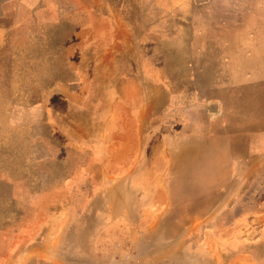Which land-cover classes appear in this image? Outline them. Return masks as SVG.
<instances>
[{
    "label": "rangeland",
    "instance_id": "374dc122",
    "mask_svg": "<svg viewBox=\"0 0 264 264\" xmlns=\"http://www.w3.org/2000/svg\"><path fill=\"white\" fill-rule=\"evenodd\" d=\"M101 3L123 44L75 62ZM252 138L264 0H0V264H264Z\"/></svg>",
    "mask_w": 264,
    "mask_h": 264
},
{
    "label": "crops",
    "instance_id": "0c3cea01",
    "mask_svg": "<svg viewBox=\"0 0 264 264\" xmlns=\"http://www.w3.org/2000/svg\"><path fill=\"white\" fill-rule=\"evenodd\" d=\"M46 12H48V11H46ZM78 12H81L84 14V17L87 20L86 22H89V19H90V21L95 19L96 23L99 21L98 22L99 24L97 23V24L92 25V26L89 23L84 24L82 27H80V28L85 29L84 36L73 35L72 37H70L68 39V44H69V47H68L69 51L68 52L70 54V57L76 58L75 62H77V59L79 61L80 60H90L89 55L92 52L97 54L98 50L94 49L92 47L94 45L109 46V44H114V45L123 44V41H122L123 39H121V38L108 39V38H104L102 36L94 37V36H91L89 34V31H88L91 28H97V29H105V28H109V27L119 28L118 23L120 21H123V20L120 17L113 15L114 13L119 12V10H116V8H114V10H110L109 6H107L104 3H101V4H95V5H93V4L85 5L84 7L81 8V10H78ZM110 13H111V15H109ZM42 23H48V22L42 21ZM100 50L101 51L99 53L100 56H99L98 60H101V61L109 60L110 54H107L108 53L107 49H105L104 52H103L104 49H100ZM76 55L78 57H75ZM116 57H117V53L111 54V58H112L111 60L116 59ZM70 60H72V59H70ZM88 107H89L88 105L87 106L83 105L81 102H77L76 100H74V101L70 100L69 101V107H68L70 110L69 111V118H70L69 123H72V125L70 124V126H72L73 131L77 132L78 134L80 133V131L82 132V130H81V129H83L82 126H84V131L87 130V126H85V125H87V122H84L85 125H83L82 122L78 121L81 119V115H79L77 117V110H79L80 114H81L83 109L88 108ZM78 126H79V130H78ZM80 135H82V134H80ZM80 135H78L74 138H72L70 136V141L71 142L74 141L76 143L78 141V139L81 138ZM262 140H264V138H262ZM248 147L251 149L250 150L251 157L253 156L254 149L258 150L257 154L264 156V143L263 142L254 143L253 138H252V139H250ZM37 264H88V263L85 261L84 262H76V263H72V262L57 263L55 261L46 260L45 258H43V260L38 259Z\"/></svg>",
    "mask_w": 264,
    "mask_h": 264
}]
</instances>
